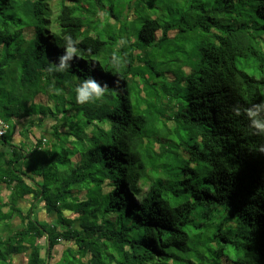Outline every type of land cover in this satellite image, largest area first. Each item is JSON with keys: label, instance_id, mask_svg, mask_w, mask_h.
<instances>
[{"label": "trees", "instance_id": "1", "mask_svg": "<svg viewBox=\"0 0 264 264\" xmlns=\"http://www.w3.org/2000/svg\"><path fill=\"white\" fill-rule=\"evenodd\" d=\"M261 98L264 0H0V264H264Z\"/></svg>", "mask_w": 264, "mask_h": 264}, {"label": "clouds", "instance_id": "2", "mask_svg": "<svg viewBox=\"0 0 264 264\" xmlns=\"http://www.w3.org/2000/svg\"><path fill=\"white\" fill-rule=\"evenodd\" d=\"M64 53L57 56L56 61H50L48 65V71L55 73H63L72 67V62L75 58H78L81 54L76 47V41L69 34H64L62 37ZM91 51V49H89ZM96 69V65L93 64L92 71ZM104 71V69H102ZM120 66L113 62V74L118 78L114 81L115 87L119 88L120 80ZM107 83H101L93 77L86 78L76 88L75 100L76 103L84 105L89 103H96L104 98L108 89ZM231 114L235 117H244L247 120V127L249 134L259 137L264 141V98H261L259 103H253L251 106H238L234 105L231 108ZM258 153L264 154V143H260L257 146ZM13 264H15L13 259Z\"/></svg>", "mask_w": 264, "mask_h": 264}, {"label": "rangeland", "instance_id": "3", "mask_svg": "<svg viewBox=\"0 0 264 264\" xmlns=\"http://www.w3.org/2000/svg\"><path fill=\"white\" fill-rule=\"evenodd\" d=\"M19 94V93H18ZM38 100V99H37ZM36 100V101H37ZM39 101V100H38ZM40 101H42V99H40ZM49 123H45V126L43 127V129H42V136H43V138H50L49 136V133H47V131H48V129H49ZM36 134H38L37 133V131L35 132ZM79 161V158H78V156H76L75 158H73L72 159V162L73 163H77ZM81 195H83V193H81ZM4 198H5V196H4ZM21 208L23 209V211H26L27 209H28V207H27V205L26 204H21ZM4 211H6V210H4ZM39 212V211H38ZM40 216H41V219H39V221H44V220H47V221H49V222H52V221H54V217H51V216H43V212L42 211H40ZM65 214H69V213H65ZM36 218L38 219V217H37V215H36ZM19 225V221L17 220V219H15L14 221H13V227H16V226H18ZM45 241H41V244L42 245H44L45 243H44ZM65 248H66V246H60V247H58V248H56V249H54V252H53V260L52 261H50V264H53V263H55L56 261H58L60 258H61V256H62V253H63V251L65 250ZM43 250L41 251V254H42V256L43 257H45V255H46V249H45V247L44 248H42ZM14 259V262H15V264H24L25 263V258H24V256H19V257H14L13 258ZM12 264H13V261H12Z\"/></svg>", "mask_w": 264, "mask_h": 264}, {"label": "crops", "instance_id": "4", "mask_svg": "<svg viewBox=\"0 0 264 264\" xmlns=\"http://www.w3.org/2000/svg\"><path fill=\"white\" fill-rule=\"evenodd\" d=\"M33 130H34V129H33ZM36 131H37L38 134L35 133ZM42 135H43V134H41V132H39V130L35 128L33 134L31 135V136H33V138L29 137V138H31V139H30L28 142L31 143L32 145H34V144H35V140L40 139V137H41ZM20 140H21V139H20V135L16 134V135L13 137V144H15V145L18 144V145H20L21 143H24V142H22V141H20ZM26 144H28V143L26 142ZM29 203H30V200H29L28 202H27L26 200L23 201V202H21V204H26L27 207H28ZM38 211H39V212H38V215H37L38 220L41 219V216H40V214H39L40 211L43 212V216H44V217L47 216V215L45 214V211L42 209V206L39 207V210H38ZM48 216L55 217V214H50V215H48ZM44 221H47V220H44Z\"/></svg>", "mask_w": 264, "mask_h": 264}, {"label": "built area", "instance_id": "5", "mask_svg": "<svg viewBox=\"0 0 264 264\" xmlns=\"http://www.w3.org/2000/svg\"><path fill=\"white\" fill-rule=\"evenodd\" d=\"M8 127L0 120V138L6 133Z\"/></svg>", "mask_w": 264, "mask_h": 264}]
</instances>
